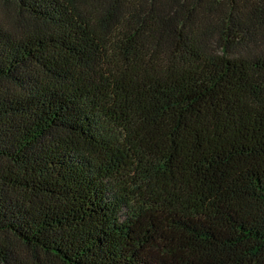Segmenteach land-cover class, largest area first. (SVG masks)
Returning <instances> with one entry per match:
<instances>
[{"label": "trees", "instance_id": "16d2710c", "mask_svg": "<svg viewBox=\"0 0 264 264\" xmlns=\"http://www.w3.org/2000/svg\"><path fill=\"white\" fill-rule=\"evenodd\" d=\"M0 264H264V0H1Z\"/></svg>", "mask_w": 264, "mask_h": 264}, {"label": "rangeland", "instance_id": "374dc122", "mask_svg": "<svg viewBox=\"0 0 264 264\" xmlns=\"http://www.w3.org/2000/svg\"><path fill=\"white\" fill-rule=\"evenodd\" d=\"M0 11L4 12V16H5V13L6 14H15L16 13V8L15 6H13L12 4H9V3H3L1 0H0Z\"/></svg>", "mask_w": 264, "mask_h": 264}]
</instances>
